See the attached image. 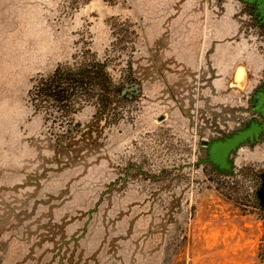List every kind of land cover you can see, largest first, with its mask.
Wrapping results in <instances>:
<instances>
[{"label": "rangeland", "instance_id": "rangeland-1", "mask_svg": "<svg viewBox=\"0 0 264 264\" xmlns=\"http://www.w3.org/2000/svg\"><path fill=\"white\" fill-rule=\"evenodd\" d=\"M185 1L0 0L3 228L14 221L13 213L21 216L24 225L39 213L46 217L48 205L35 200L45 199L48 188L63 197L57 217L94 209L90 216L71 220L76 229L87 222V234L80 242L84 253L98 249L92 264H264V212L251 204L248 180L238 174L208 175L196 164L206 130L196 109L204 104L206 86H197L195 81H201L189 74L191 101L188 90L179 92L180 87L173 98L170 75L175 70L166 66L165 57L171 29L181 35L180 39L173 37L178 44L197 42L196 50L200 49L199 32L208 29L226 38L236 30L232 14L237 13L236 18L241 5L236 0H191L188 8L193 11L179 20ZM245 27V33L238 31L227 40L232 44L231 52L225 51L230 59L221 65L227 80L220 92L226 100L221 119H231L230 107L239 105L251 89L264 59V35ZM222 42L226 41L216 43ZM95 62L103 63L116 81L131 66L142 80L143 94L118 108L121 112L115 126L104 130L105 160L89 164L88 169L75 167L43 175L42 166H52L44 162L51 158V152L44 149L42 136L50 126H45L44 119L59 117L60 112L48 103L38 109L40 78L58 67L76 70ZM93 104L94 97L74 102L64 115L67 118H60L61 124L51 128L61 132L64 119L82 126L91 120ZM214 104L202 110L206 125L210 121L206 111L220 106ZM36 145L42 147L41 154ZM263 150L258 145L253 152ZM241 156L248 158L245 153ZM128 163L126 186L117 184L96 204L100 191L115 176H123ZM30 176L42 187L26 186ZM7 205L12 213H4ZM27 245L17 231L14 236L10 232L0 236L3 263L21 260Z\"/></svg>", "mask_w": 264, "mask_h": 264}, {"label": "flooded vegetation", "instance_id": "flooded-vegetation-1", "mask_svg": "<svg viewBox=\"0 0 264 264\" xmlns=\"http://www.w3.org/2000/svg\"><path fill=\"white\" fill-rule=\"evenodd\" d=\"M235 3H237L238 7L241 5L240 14L235 18L237 15V13H234L235 8L233 11L234 14H232V20L237 26L236 30L231 35L224 38V34L214 36V31L206 29V31L201 33V36L203 35L204 37L199 41L200 49H197L201 50L199 54H197L196 49L194 52H183V49L178 42H176L178 39L173 38L176 36V38L180 39L181 35H178L174 29H171L170 40L167 45L169 50H165V52H168L165 54V57L168 58V64L166 66L172 67L175 70L171 75L169 74L173 79L170 86L173 98L177 96V89L180 87L181 89L179 92L188 90L186 92L188 94L187 98L191 101L189 96V93H191V91L189 92L191 81H186V79L190 77L189 74H193L194 79L198 78V80L201 81L200 84L197 83L198 81H195L197 86H206L203 93V97L205 98L204 104L202 106L199 105L196 109L199 113L196 115L200 117L202 126L206 128L204 136L200 139V157H198L197 166L202 167L208 175L227 177L238 174L246 178L249 182V186L252 187L251 194L249 195L251 204L258 211L264 212V150L261 151L260 154L253 152L258 145H262L264 149V128H262L264 124L263 57H261L262 61L260 66H258L255 71L256 75L253 79L251 89L246 93V96L239 100V105L230 107L232 110L231 119L226 120L220 118L222 116V110L226 106V100L221 97L220 92L222 88L226 87L225 82H227L224 74L226 69L222 68L221 65L225 64V61L227 59L229 60L231 56H227L225 53V51L227 53L231 52L229 45L232 44V42H227V40L233 38L238 31L245 33V26L250 29H256L264 35V14L261 13V10L256 4L243 0H236ZM190 11L193 10L190 9L185 13L183 10L180 11L177 15V19L182 20V17L187 16V14L189 15ZM225 12L226 9L224 13L219 16L220 18L215 21L216 23L225 15ZM242 14L245 16L244 18H241ZM212 23L214 22L212 21ZM206 24L207 23H205V25ZM223 40L226 42L220 44L216 43ZM201 42L202 44L200 45ZM197 44L196 42V48ZM198 55L202 57L199 58L200 56L198 57ZM256 56H258V54H256ZM207 60H210V63H208ZM131 68V66L127 67L126 73L119 81H116L109 74L113 85L112 87L114 88L113 92L120 100L118 103H112V109L103 115L102 120L96 121L94 118L97 113L96 109L99 105L97 96H94L95 104H93V107L95 112L91 120L87 121V123L82 126L76 121L64 119V129L61 132L53 130L51 128L52 125L56 126L57 124H61L60 118H67L64 116L68 113L66 110H64L63 113L60 112L59 115H57L59 117L49 115L48 118L44 119L46 123L45 126L47 125L48 127L50 123L48 130L44 131L45 134L42 136L44 149L51 152V158H45L44 162L52 166L43 165V175L49 171L57 172L75 167L88 169V167H90L89 164L93 165L96 161L98 163L105 160L102 153L105 145L104 142L101 141L104 130L115 126L116 120L121 112L120 110V112L118 111V108L124 106L126 103L137 101L143 94L142 80L134 74ZM167 71H169V69ZM31 89L32 88L29 90ZM195 91L196 89L193 90V92ZM214 93H217L219 96H213ZM193 96L196 97V95ZM214 103H218L220 106L219 108L206 111L207 118H210L209 123L206 125L204 123L205 119L201 117L202 110L207 104L210 106L216 105ZM31 109L33 110L34 106H32ZM215 118H217L218 123L215 121ZM162 120L163 118L161 117L159 121ZM212 122H214V124H212ZM221 122L223 125H220ZM206 131H208V133H206ZM36 148L39 154H41L42 147L36 145ZM243 153H245L248 158L242 157L241 155ZM130 166L131 163H128L125 169H123V176L121 174L117 177L115 176V178L100 191L96 204L101 200V196L110 194L113 191L112 188L117 184L120 183V186H126V171ZM139 169L140 167H138V171ZM31 177L32 176L27 179L26 186L35 183L36 185L33 186L34 189L41 188L42 185H38V180L33 182L31 181ZM46 190L47 196L45 199L40 200L39 196V198L36 197L35 200L36 202L41 201V204L46 203V205H48V214H46V217L43 218L39 213V215L32 217L33 219L24 225V221L20 219L21 216L13 213L10 217H14V221L10 220L11 223H8L7 226L3 228L2 217L0 216V236L2 237L5 233L9 232L11 236H14V231H17L24 237L26 245L28 244L27 249H25L22 254L21 260H17L12 264H92L94 262L93 258L97 257L98 249L91 253H84L85 250L82 247L83 243L81 244L80 242L87 234V222L78 229L75 228L76 225L73 226L72 224L77 220L76 218L78 216H90L94 209L80 212H77V209L73 216L60 214L57 217L56 212L61 209L59 205L64 203L63 197L60 198V193L51 194L52 192H50L48 188ZM49 198H53V200L51 199L50 203L47 204L46 200ZM34 203L31 209L33 211L35 210ZM6 207L7 210L4 211V213H12L9 210V206L7 205ZM24 217L27 218L28 216ZM72 219L73 223H71ZM18 221L20 222L18 227L19 230L16 229ZM33 224H35L34 227L32 226ZM128 230H130V223L127 231ZM18 239L20 240L19 237ZM2 251L3 250H0V264H11L9 262L3 263Z\"/></svg>", "mask_w": 264, "mask_h": 264}, {"label": "trees", "instance_id": "trees-1", "mask_svg": "<svg viewBox=\"0 0 264 264\" xmlns=\"http://www.w3.org/2000/svg\"><path fill=\"white\" fill-rule=\"evenodd\" d=\"M112 86L110 75L103 63L95 62L76 70L58 67L51 74L40 78L36 90L37 100L41 103L38 109L42 108L43 103H48L50 107L63 113L64 110H70L74 102L97 96L99 105L94 118L99 121L112 109V103L120 100Z\"/></svg>", "mask_w": 264, "mask_h": 264}, {"label": "crops", "instance_id": "crops-1", "mask_svg": "<svg viewBox=\"0 0 264 264\" xmlns=\"http://www.w3.org/2000/svg\"><path fill=\"white\" fill-rule=\"evenodd\" d=\"M185 3L187 4L186 5V7L184 8V6H183V11H184V13L186 12V11H188V10H190L191 8H188L189 7V3H191V0H186L185 1ZM210 31V30H209ZM201 33H203V32H199V35L200 36H198L197 38L200 40L201 38H203L204 36L202 35L201 36ZM208 34H209V32H208ZM213 35L214 36H217L216 35V31H214L213 32ZM189 38V37H188ZM196 38V37H195ZM190 39H188V41H189ZM179 45H180V47L183 49V52H194L195 51V49H196V44H188L187 45V43L186 44H183V43H179Z\"/></svg>", "mask_w": 264, "mask_h": 264}, {"label": "water", "instance_id": "water-1", "mask_svg": "<svg viewBox=\"0 0 264 264\" xmlns=\"http://www.w3.org/2000/svg\"><path fill=\"white\" fill-rule=\"evenodd\" d=\"M249 3H255L256 6L261 10V13L264 14V0H243ZM262 128H264V124L262 125Z\"/></svg>", "mask_w": 264, "mask_h": 264}]
</instances>
